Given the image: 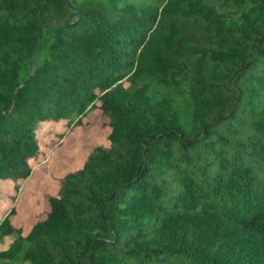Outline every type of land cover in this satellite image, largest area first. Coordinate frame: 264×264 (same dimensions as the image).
I'll return each mask as SVG.
<instances>
[{"label": "trees", "instance_id": "obj_1", "mask_svg": "<svg viewBox=\"0 0 264 264\" xmlns=\"http://www.w3.org/2000/svg\"><path fill=\"white\" fill-rule=\"evenodd\" d=\"M90 106L107 143L0 264H264V0H0V181Z\"/></svg>", "mask_w": 264, "mask_h": 264}, {"label": "rangeland", "instance_id": "obj_2", "mask_svg": "<svg viewBox=\"0 0 264 264\" xmlns=\"http://www.w3.org/2000/svg\"><path fill=\"white\" fill-rule=\"evenodd\" d=\"M106 118L96 106H90L81 117V122L68 128L61 121L40 122L37 136L40 143L38 159L30 160L32 169L25 178L0 181V215L9 207L14 208L11 222L26 231L31 223L44 215L47 209L45 193H54L58 177L65 171L78 167L88 150L96 145L107 143ZM57 131L52 136L44 135L47 130ZM17 183V184H16ZM12 234L0 233V249L6 248ZM1 262V260H0ZM9 264H28L17 258Z\"/></svg>", "mask_w": 264, "mask_h": 264}, {"label": "water", "instance_id": "obj_3", "mask_svg": "<svg viewBox=\"0 0 264 264\" xmlns=\"http://www.w3.org/2000/svg\"><path fill=\"white\" fill-rule=\"evenodd\" d=\"M35 48V47H34ZM33 54H34V50H33V52H32V56H31V58H32V65H33Z\"/></svg>", "mask_w": 264, "mask_h": 264}]
</instances>
